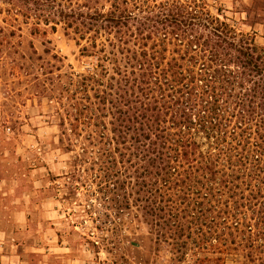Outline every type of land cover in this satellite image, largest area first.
<instances>
[{"label":"trees","instance_id":"obj_1","mask_svg":"<svg viewBox=\"0 0 264 264\" xmlns=\"http://www.w3.org/2000/svg\"><path fill=\"white\" fill-rule=\"evenodd\" d=\"M18 1L35 34L80 47L81 71L40 67L38 96L69 155L54 198L90 223L85 245L120 259L142 226L135 248L167 264H264L257 35L211 0Z\"/></svg>","mask_w":264,"mask_h":264},{"label":"rangeland","instance_id":"obj_2","mask_svg":"<svg viewBox=\"0 0 264 264\" xmlns=\"http://www.w3.org/2000/svg\"><path fill=\"white\" fill-rule=\"evenodd\" d=\"M211 7L264 44V0H211ZM28 9L31 4L0 0V230L6 231L0 241H9L0 252H13L15 261L19 255L24 264H167L166 252L155 257L135 248L145 236L142 226L130 234L138 240L120 259L105 251L95 254L84 243L83 228L91 225L78 217V206L54 198L51 179L65 172L69 155L60 150L53 105L38 96L40 67L49 72L59 66L64 74L68 66L81 71L83 65L73 35L61 26L35 34L33 21L22 16ZM15 196L23 199V215L12 222Z\"/></svg>","mask_w":264,"mask_h":264},{"label":"crops","instance_id":"obj_3","mask_svg":"<svg viewBox=\"0 0 264 264\" xmlns=\"http://www.w3.org/2000/svg\"><path fill=\"white\" fill-rule=\"evenodd\" d=\"M18 204L20 206L19 213H18ZM10 205H11V208H9V209L11 211L15 208L14 213L9 214L10 221L14 222L15 219L18 218V215L22 218V215H23V199L18 200V198L15 196L12 199ZM5 232H6L5 230H0V239H4V237H6ZM7 243H9V241H6L5 243H3V241H0V251H4ZM0 253H2V252H0ZM0 256H1V260L5 261L6 264H10V263H12V264H24V262L21 259V256H19V255L17 256V261L13 260V258H14L13 252H11V253L6 252L5 254L2 253V254H0Z\"/></svg>","mask_w":264,"mask_h":264}]
</instances>
